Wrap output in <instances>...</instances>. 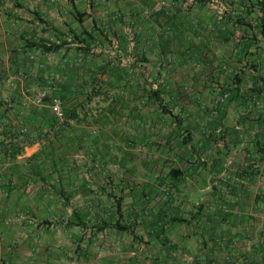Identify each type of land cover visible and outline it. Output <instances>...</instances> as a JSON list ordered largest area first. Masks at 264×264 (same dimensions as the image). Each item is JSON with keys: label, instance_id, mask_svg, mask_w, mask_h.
Returning a JSON list of instances; mask_svg holds the SVG:
<instances>
[{"label": "crops", "instance_id": "obj_1", "mask_svg": "<svg viewBox=\"0 0 264 264\" xmlns=\"http://www.w3.org/2000/svg\"><path fill=\"white\" fill-rule=\"evenodd\" d=\"M159 1L0 0V264H264V0Z\"/></svg>", "mask_w": 264, "mask_h": 264}, {"label": "rangeland", "instance_id": "obj_2", "mask_svg": "<svg viewBox=\"0 0 264 264\" xmlns=\"http://www.w3.org/2000/svg\"><path fill=\"white\" fill-rule=\"evenodd\" d=\"M227 0H211V6H213L214 8H215V10H217L218 11V13L220 14V15H223V14H232L233 15V20H236L237 18H238V16H239V14L243 11L242 9H243V5L241 4V3H239V4H226L225 2H226ZM165 2V3H164ZM172 0H169L168 2L166 1V0H160L159 2H158V6H154L152 9H154V11L155 12H160V11H162L163 9H165V8H168V7H174L173 6V4H172ZM183 2H185L184 4H183V7L185 8V10H186V12H191L192 11V8L194 7V2H193V0H183ZM254 7H255V14H256V17L258 18L259 17V13L261 12V5L259 4V1L257 0V2H256V5L254 4L253 5ZM252 6V7H253ZM251 7V6H250ZM253 7V8H254ZM158 8V9H157ZM150 11V10H149ZM147 13H149V12H147ZM48 89H50L49 87H47V90ZM43 91V90H42ZM49 91V90H48ZM41 92V91H40ZM39 92V93H40ZM50 92V91H49ZM38 93V94H39ZM224 93H222L221 94V96L223 95ZM230 95V94H229ZM220 96V97H221ZM51 97H54V95L53 94H51ZM220 97L219 98H217L216 100H215V102H214V108H215V110L216 109H218V107H220V106H223L224 104H226L228 101H229V99H230V97H229V99L225 102V103H223V104H218L217 105V101H219L220 100ZM60 98V97H59ZM62 101H63V99L62 98H60ZM42 102V101H41ZM44 102V101H43ZM47 102V104L49 105V109H50V112H51V108H50V101L49 100H47L46 101ZM63 105H64V101H63ZM66 108H64V117L62 118V119H59V118H57L52 112H51V114H52V116H55V118L59 121V122H61L62 124H64L65 123V119H66V110H65ZM74 151V150H73ZM76 151V150H75ZM79 153V152H78ZM44 184H45V182H43ZM48 184V183H47ZM51 184V183H50ZM93 184V185H92ZM91 185H92V188H95L96 187V185H98V183H96V182H94L93 181V183H91ZM80 199H82V198H78V197H75V198H66V197H64V198H61V197H55V196H38V215L40 214V218H39V220L41 219V220H43V219H45L44 221H42V222H39V224H38V229H39V227H45L46 226V224L47 223H49V222H51L50 220L52 219V217L54 216V212L53 213H51L50 211L54 208V207H58V209L60 208H66V206H67V204L68 203H72L73 202V204L72 205H74L75 203H78L79 204V200ZM103 199V198H102ZM101 198H98V197H92V198H90V200H92V201H97V202H99L100 200H102ZM69 200H70V202H69ZM31 201H33V198L31 199ZM47 222V223H46ZM172 264H176V263H172Z\"/></svg>", "mask_w": 264, "mask_h": 264}, {"label": "built area", "instance_id": "obj_3", "mask_svg": "<svg viewBox=\"0 0 264 264\" xmlns=\"http://www.w3.org/2000/svg\"><path fill=\"white\" fill-rule=\"evenodd\" d=\"M229 97V93H224L220 97V100L217 101V105L225 103L229 99ZM37 99L39 101L49 100L51 112L59 119H62L64 117V105L63 101L59 97H51L50 92L48 90H43L37 95ZM214 113H217V111L214 110Z\"/></svg>", "mask_w": 264, "mask_h": 264}, {"label": "trees", "instance_id": "obj_4", "mask_svg": "<svg viewBox=\"0 0 264 264\" xmlns=\"http://www.w3.org/2000/svg\"><path fill=\"white\" fill-rule=\"evenodd\" d=\"M29 45L31 47H38V48H40L45 53H49V52L56 51L57 49H59L61 47L60 44L58 45V44H55L53 42H46V41H40L38 43H36V42H29ZM53 117L55 118V116H53ZM117 229L120 230V231L126 230V228L121 227V226H119Z\"/></svg>", "mask_w": 264, "mask_h": 264}]
</instances>
